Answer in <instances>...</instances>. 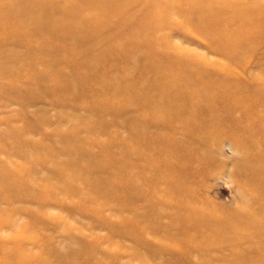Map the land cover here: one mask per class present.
<instances>
[{
  "label": "rangeland",
  "instance_id": "obj_1",
  "mask_svg": "<svg viewBox=\"0 0 264 264\" xmlns=\"http://www.w3.org/2000/svg\"><path fill=\"white\" fill-rule=\"evenodd\" d=\"M200 1L0 0V263L264 264V68Z\"/></svg>",
  "mask_w": 264,
  "mask_h": 264
},
{
  "label": "bare ground",
  "instance_id": "obj_2",
  "mask_svg": "<svg viewBox=\"0 0 264 264\" xmlns=\"http://www.w3.org/2000/svg\"><path fill=\"white\" fill-rule=\"evenodd\" d=\"M199 5V4H198ZM200 16H201V27L203 29V31H205L206 34H208L209 36H211L215 42H216V48H229V49H247L248 51L251 52V57H250V66L251 68L254 70H258L260 67H262V69L264 68V0H201L200 1ZM41 23H45V21L41 22ZM40 23V24H41ZM60 27L59 29V35L61 36V38H64L63 32L66 30L65 27H62L60 25V23H57ZM64 24V23H62ZM47 25V24H45ZM49 26V25H47ZM89 28V29H87ZM85 29H82L81 31H73L71 34H69L68 36H66V38L69 39V41L71 43H73L74 41L78 42L79 44L85 43L87 44V41L84 42V40L81 38V36L79 35L80 32L82 31H86L89 30V32H91L93 25H88V27ZM61 30V31H60ZM84 38V36H82ZM258 56H260L261 58L258 59ZM258 62H260L258 64ZM90 67H92V65L89 64ZM100 71V70H99ZM264 71V70H263ZM101 73V72H100ZM251 83L250 86L254 89L252 90L249 94H245V95H234L236 98L234 102H236V104H233V107L235 109H243L244 106H242L241 101H248L249 106H247V108L245 107V110H247L248 112H250L254 118H252L253 120V125L256 123H260L263 126H261V130L264 131V75L261 77H256V76H251ZM160 82L157 83H153L154 88H157L158 91H164V92H168V87L167 89L162 87L160 84ZM152 86V87H153ZM145 91L143 89L137 88L136 92L137 94H142V92ZM169 91L171 92V90L169 89ZM239 93V92H238ZM263 93V94H262ZM170 94V93H169ZM152 98V96H151ZM151 103L153 104V106H158L156 100H154L153 98L151 99ZM150 103V104H151ZM233 103V102H232ZM179 114L185 113V111H178ZM246 121V120H245ZM243 122V121H242ZM236 123V121H235ZM221 134V133H220ZM253 134H255L253 132ZM257 134V133H256ZM224 135V133H223ZM238 135V134H237ZM247 135V134H246ZM250 135V134H249ZM248 135V137H249ZM222 138V137H221ZM231 138V137H230ZM217 139V138H216ZM238 142V141H236ZM250 142V141H249ZM235 143V141L233 142V144ZM228 144V143H227ZM242 144H240L239 146H241ZM260 145V144H259ZM244 146V145H243ZM229 148V147H228ZM264 152V150H263ZM187 154V153H186ZM5 155V154H4ZM173 155V154H171ZM54 156V155H53ZM209 156V155H208ZM174 159V158H173ZM208 159V158H207ZM206 160V159H205ZM215 160V159H214ZM170 161V160H169ZM189 161V160H187ZM247 161V160H246ZM3 163V162H2ZM160 164V163H159ZM158 164V165H159ZM167 164V163H166ZM178 164V163H177ZM182 164V163H181ZM234 165V163H232ZM236 164V163H235ZM157 165V164H156ZM13 167V166H12ZM233 167V166H232ZM220 169V168H219ZM168 170V169H166ZM199 170V169H197ZM206 170V169H205ZM239 170V169H238ZM259 170V169H258ZM214 171H218V170H214ZM212 171V174L213 172ZM237 171V170H236ZM260 172V171H259ZM191 173V172H189ZM204 173V171H203ZM261 173V172H260ZM192 174V173H191ZM190 174V175H191ZM239 174V173H238ZM262 174V173H261ZM188 175V174H187ZM231 175V174H230ZM236 175V174H235ZM241 175V174H240ZM204 176V175H203ZM211 176V174H210ZM166 177V176H165ZM202 177V176H201ZM212 177V176H211ZM164 178V177H163ZM232 178V177H231ZM182 179V178H181ZM262 179V178H260ZM259 179V180H260ZM5 180V179H4ZM188 181V180H187ZM234 182V181H233ZM261 182V180H260ZM260 182H258L259 184H261ZM185 183V182H184ZM208 183V180H207ZM169 185V184H168ZM210 185V183H209ZM192 186V185H191ZM190 186V187H191ZM204 186V185H203ZM257 186V185H256ZM259 186V185H258ZM257 186V188H259ZM264 185H262L263 188ZM195 187V186H193ZM200 187V185L198 186ZM211 187V186H210ZM171 188V187H170ZM169 188V189H170ZM207 188V187H206ZM213 188V187H212ZM239 188V187H238ZM241 191H243V187H240ZM168 189V187H167ZM173 189V188H172ZM189 189V188H188ZM195 189V188H194ZM210 189V188H209ZM264 189V188H263ZM171 190V189H170ZM197 190V189H195ZM200 190V189H199ZM199 190L196 192L194 191V193L196 192V194L199 193ZM212 190V189H211ZM210 190V191H211ZM215 190V188H214ZM240 190V189H239ZM257 190V189H256ZM161 191V190H160ZM183 191V190H182ZM186 191V190H185ZM206 191V190H205ZM240 191V192H241ZM263 191V190H262ZM177 192V191H176ZM175 192V194H176ZM245 192V191H243ZM188 192L186 191L185 194H187ZM202 193V191H201ZM200 193V194H201ZM242 193V192H241ZM264 193V192H263ZM204 194V193H202ZM166 195V193H165ZM178 195V194H177ZM193 195V194H192ZM199 195V194H198ZM188 196H191V192L188 194ZM187 196V197H188ZM204 196V195H203ZM264 196V195H262ZM160 197V196H159ZM188 197V198H189ZM194 197V196H193ZM197 197V196H196ZM200 197V196H199ZM207 197V196H206ZM203 198V197H202ZM210 198V197H209ZM192 199V198H191ZM168 200V199H167ZM190 200V199H189ZM193 200V199H192ZM201 200V199H200ZM205 200V199H204ZM164 201V200H163ZM191 201V200H190ZM195 201V199H194ZM193 201V202H194ZM198 201V200H197ZM212 201V200H211ZM257 201V200H256ZM202 202V201H201ZM243 202V201H242ZM258 202V201H257ZM196 203V202H195ZM198 203H200V201H198ZM197 203V204H198ZM205 204V203H204ZM199 205V204H198ZM215 205V204H214ZM197 206V205H196ZM201 206V205H199ZM206 206V205H205ZM156 208V206H154ZM202 207V206H201ZM210 208V207H209ZM214 208V207H213ZM240 208V206H239ZM244 208V207H243ZM202 208H200L201 210ZM206 209V208H203ZM165 210V209H164ZM188 210V209H187ZM195 210V209H194ZM216 210V209H215ZM225 210V209H223ZM222 210V211H223ZM245 210V209H244ZM199 211V210H198ZM198 211L196 213H198ZM226 211V210H225ZM242 211V210H241ZM186 212V211H185ZM208 212V210H207ZM206 212V213H207ZM210 212V211H209ZM216 212V211H214ZM187 213V212H186ZM211 213V212H210ZM251 213V212H250ZM253 213V212H252ZM190 214V213H189ZM226 214V212H225ZM191 215V214H190ZM240 215V214H238ZM237 215V216H238ZM247 215V214H245ZM248 215H250L248 213ZM200 216V214H199ZM198 216V219H199ZM211 216V215H210ZM214 216V215H212ZM234 216V215H233ZM216 217V216H215ZM221 217V216H220ZM219 217V219H220ZM224 217V216H223ZM187 218V217H186ZM210 218V217H209ZM212 218V217H211ZM233 218V217H232ZM240 218V217H237ZM182 219V218H181ZM193 219V218H192ZM204 219V218H203ZM214 219V218H212ZM218 219V218H216ZM222 219H227V218H222ZM241 219V218H240ZM248 219V218H247ZM246 219V220H247ZM194 220V219H193ZM221 220V219H220ZM245 220V219H244ZM183 221V219H182ZM187 221V220H185ZM216 221V220H214ZM246 222V221H245ZM170 223V222H169ZM180 223V222H179ZM184 223V222H183ZM185 224V223H184ZM247 225V223H245ZM253 224V223H252ZM180 225V224H179ZM191 225H193V223H191ZM221 225H224L223 223ZM186 226V224L184 225ZM219 226V225H218ZM191 227V226H189ZM197 227V226H196ZM182 228V227H181ZM254 228V227H253ZM185 229V227H184ZM192 229V228H191ZM203 229V228H202ZM178 230V229H177ZM161 231V230H159ZM180 231V228L179 230ZM195 231V230H194ZM202 231V230H201ZM199 231V233L201 232ZM181 232V231H180ZM193 233V232H192ZM198 233V232H197ZM202 233V232H201ZM190 234V233H189ZM203 234V233H202ZM167 235V234H166ZM261 235V234H260ZM183 236V235H182ZM180 236V237H182ZM201 236V235H200ZM165 237V235H164ZM187 236L185 235V238ZM192 237V235H191ZM196 237V236H195ZM195 237H193L195 239ZM243 237V236H242ZM241 237V238H242ZM250 237V236H248ZM264 237V236H263ZM174 238H176L174 236ZM184 238V237H183ZM163 239V238H161ZM182 239V238H180ZM179 239V240H180ZM264 239V238H263ZM173 240V239H172ZM186 240V239H185ZM184 240V241H185ZM189 240V239H188ZM187 240V241H188ZM192 240V238H191ZM198 242L200 241L199 238L197 239ZM206 240V239H205ZM246 240V239H243ZM170 241V240H167ZM176 241V240H175ZM193 241V240H192ZM174 242V240H173ZM194 242V241H193ZM196 241V243H198ZM206 242V241H205ZM176 243V242H175ZM195 243V242H194ZM195 243V245H197ZM174 244V243H173ZM200 245V243H198ZM19 245V244H18ZM17 245V246H18ZM21 245V243H20ZM179 246V245H178ZM176 244V247H178ZM202 246V245H200ZM194 247V246H193ZM256 248V247H255ZM260 249V248H259ZM192 250V249H190ZM254 250V249H253ZM258 250V249H256ZM255 250V251H256ZM9 251V250H8ZM200 251V249H199ZM217 251V250H216ZM261 252V251H260ZM259 252V253H260ZM252 253V251L250 252ZM258 253V254H259ZM264 254V252H262ZM7 254H9L7 252ZM201 254V253H200ZM230 254V253H229ZM21 255V254H20ZM247 255V254H246ZM245 255V256H246ZM249 255V253H248ZM254 255V254H253ZM262 255V254H261ZM255 256V255H254ZM247 257V256H246ZM249 257H251V255H249ZM264 257V256H262ZM12 258V257H11ZM31 255H27V256H23L21 259H18L17 262H15L14 260L11 261L9 260V258H5V262L4 263H0V264H29V262L31 261ZM236 258V257H235ZM252 258V257H251ZM8 259V260H7ZM250 259V258H249ZM251 260V259H250ZM114 261V260H113ZM237 261H241V258H239V260ZM236 261V262H237ZM246 261H248V258L242 262L245 263ZM83 264H88L86 261L85 263L82 262ZM248 262H246L245 264H247ZM111 264H115V261Z\"/></svg>",
  "mask_w": 264,
  "mask_h": 264
}]
</instances>
